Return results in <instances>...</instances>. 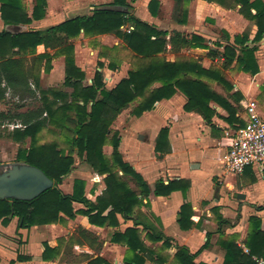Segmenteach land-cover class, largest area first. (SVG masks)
Wrapping results in <instances>:
<instances>
[{"label":"crops","instance_id":"obj_1","mask_svg":"<svg viewBox=\"0 0 264 264\" xmlns=\"http://www.w3.org/2000/svg\"><path fill=\"white\" fill-rule=\"evenodd\" d=\"M21 1L31 17L37 0ZM46 1V15L42 20L34 21L28 27H21L7 26L0 18V32L7 30L16 34L27 30L45 31L70 19L91 16L95 8L110 6L113 3V0ZM151 1L128 0L131 5V10L128 11L131 16L161 31H178L190 38L193 35L200 36L205 40L206 48L183 50L182 57L194 56L193 60L206 70L214 66L221 69L225 80L243 97H226L223 95L226 90L221 84L206 80L205 83L223 96L219 98L227 104H221L212 98L207 104L209 120L199 110L186 111L188 98L181 93H177L170 100L161 101L154 110L145 112L140 117L133 114V106L123 110L111 127L112 135H119V151L124 162L142 176L150 189V194L144 196L137 182L132 177H127L129 187L139 199L132 218L124 219L118 215V226L109 223L96 226L90 223L88 216L77 214L73 219L65 218L63 223L22 228L19 218L14 217L8 225L0 222V264H89L97 258H102L109 264H125L128 246L123 239L114 242V237L117 233L124 234L128 229L135 228L136 224L145 245L153 251L162 247L164 242L155 243L149 237L162 234L165 239L170 240L172 247L167 249L166 253L171 254L172 258L176 247L181 246L196 255L197 264H224L226 250L222 246L223 242L234 241L244 253H248L246 245L252 232L251 220L258 219L261 230L264 231V175L253 168H248L241 175H230L225 168V156L231 147L232 135L250 118V101L256 102L257 111L264 119V38L258 42L256 59L260 72L256 76L238 70L237 62L224 69V47L229 44L227 35L233 44L234 39L244 36V30L250 26V21L240 15L239 7L234 12L235 9L227 10L215 3L194 0L188 6V15L182 14V24H177L173 19L175 24L169 29L164 26L162 8L165 4L171 5L170 0H156L159 3L156 16L149 10ZM196 10L202 21L193 16V11ZM231 16L237 20L235 26V23L228 19ZM129 28L132 27L128 24L123 30L129 31ZM253 29L252 34L248 36L252 46L257 27L254 25ZM72 44L76 66L86 75L85 86L93 84L98 71L104 75L107 90H112L123 79L128 78L132 66L124 58L130 54L120 38L112 34L87 38L82 33L79 38L72 40ZM210 49L218 50L221 57H210ZM44 53L54 55L55 51L39 46L37 54ZM168 54H172L171 58H168ZM180 54L168 52L166 57L174 62ZM112 59L114 69L109 68ZM99 63H103L104 67L100 68ZM39 68L41 70L36 78L38 84L34 78L30 80L35 95L15 97L8 91L0 102V126L11 127L10 141L16 146H20L21 141L31 142L30 138L16 141L13 135L16 130L23 129L20 116L42 107H30L26 103L36 98V93L38 94V89L44 81L55 85L60 80L65 89L46 90L68 95L69 103L74 100L70 97L73 89L65 85L64 57L54 58L52 69L48 73L45 72V64ZM39 68L34 67L35 73ZM260 89H263V93ZM7 99L16 102L15 109L4 108ZM50 101H57L62 105V101L55 97H51ZM48 129L61 133V130L54 127ZM164 129L168 130V134L162 139L160 135ZM158 144L160 151L157 150ZM104 154L111 158L113 147L110 144L104 147ZM185 154L188 158L183 159ZM86 164L81 161L77 163L75 157L74 169L63 179L60 189L66 195H73L75 181L82 180L86 184V199L92 204H97L98 197L104 196L106 192L107 176H101L93 169L87 173L84 168ZM120 175L123 176L122 172ZM174 180L189 182L186 193L176 191L167 197L155 194L157 184L168 185ZM185 203L190 204L193 211V226L187 231L183 230L179 223L180 211ZM74 208L75 211L88 210L82 203H74ZM79 229L92 233L96 237V243H91L93 246H90L78 235ZM74 236L83 243L71 244ZM46 245L60 252L45 260ZM255 259L258 258H254V261ZM146 264L157 263L155 260H148Z\"/></svg>","mask_w":264,"mask_h":264},{"label":"trees","instance_id":"obj_2","mask_svg":"<svg viewBox=\"0 0 264 264\" xmlns=\"http://www.w3.org/2000/svg\"><path fill=\"white\" fill-rule=\"evenodd\" d=\"M173 1V19L177 24H182V14L188 15V6L194 0ZM203 1L215 3L227 10L240 6L239 13L257 27L253 43L256 44L264 38L263 0ZM46 8V0H37L30 17L21 0H0V18L7 26L28 27L34 21L45 17ZM158 9L159 3L152 0L149 10L153 16L157 15ZM128 10H131L128 0H113L110 6L95 8L91 16L70 19L45 31L27 30L16 34L7 30L0 32V102L8 91L19 97L35 95L30 80L34 78L38 84L36 78L37 72L41 70L39 67L45 64V72H50L52 61L57 57L65 58V85L73 89L70 97L74 98L73 102L69 103L68 95L52 90L44 92V95L51 94L55 99L61 100L62 105L44 97L42 107L19 117L23 129L16 130L14 136L19 140L30 138L31 145L29 149L18 153L16 162L40 168L53 180L54 187L32 201L0 199V222L4 225H8L12 218L17 217L22 228H31L63 223L65 218L73 219L77 214H84L89 217L92 225L104 226L109 223L118 226L117 216L131 219L139 203L138 195L131 190L125 178L132 177L141 187L144 196L150 194V189L142 176L124 162L119 151V135L116 133L112 135L111 127L121 112L137 104L132 112L140 117L145 112L154 110L161 101L170 100L177 93H181L188 98L186 111L199 110L209 120L207 104L212 98L221 104H227L219 98L223 96L205 83L206 80L221 84L229 97H243L225 80L223 71L216 66L206 70L193 59L177 57L174 62L167 59L168 52L178 55L183 50L206 48L204 39L197 35L190 38L178 31L171 33L161 31L131 16ZM128 24L132 30L124 31ZM82 33L87 38L112 34L126 44L132 70L128 78L123 79L112 90L106 89L104 75L99 71L92 85H84L86 75L76 66L75 49L72 44V40L79 38ZM227 36L229 44L224 47L223 68H230L237 62L238 70L256 76L260 72L255 55L258 46L250 45L249 37L246 35L236 37L233 44L230 43L229 35ZM39 46L54 50L55 54L38 55ZM209 55L214 59L221 57L219 51L215 49H210ZM31 61L32 66H29ZM36 66L39 69L35 73ZM99 66L103 68L104 64L99 63ZM109 68L114 69L115 65L111 63ZM48 127L61 130L62 134H65L64 139L42 143L39 136ZM167 134L168 130L164 129L160 137L163 139ZM63 141L64 145H61ZM108 144L113 147L111 158L104 154V147ZM63 146H68L67 153ZM157 150H161L160 144ZM75 151L97 174L107 176L106 192L104 196L98 197L97 204H92L86 199V184L82 180L75 181L73 195H66L60 189L63 179L75 166ZM188 188L189 182L174 180L168 185L157 184L155 194L167 197L176 191L186 193ZM74 203L85 204L88 210L75 211ZM106 212L108 213L105 215ZM192 217V206L185 203L179 218L183 230L192 228ZM251 221L252 232L246 245L248 253H244L234 241L223 242L222 246L226 250L224 264H257L254 258L264 259V231L261 230L258 219L254 218ZM135 226L124 234H115L114 237V242L123 239L128 246L125 264H146L148 260H155L157 264H197L196 255L181 246L176 247L171 262L159 254L155 257L157 256L155 251L145 245L141 232L137 229L138 225ZM78 235L90 246H93L91 243H96V237L89 231L79 229ZM149 238L155 243L164 242L165 250L172 247L170 240L165 239L162 234ZM71 240V244L83 243L76 236ZM45 248V260L60 252L47 245ZM89 264L109 263L97 258L91 260Z\"/></svg>","mask_w":264,"mask_h":264},{"label":"rangeland","instance_id":"obj_3","mask_svg":"<svg viewBox=\"0 0 264 264\" xmlns=\"http://www.w3.org/2000/svg\"><path fill=\"white\" fill-rule=\"evenodd\" d=\"M170 3H171V5H163V23H164V26H168L169 27V29H171V26L172 25H174L175 24V22L173 21V9H174V3H173V1L172 0H170ZM221 7V6H220ZM239 7V10H240V6H238ZM238 7H235V8H233V9H230V10H234V12H236V10H238L237 8ZM241 15V14H240ZM193 16H197L198 18H199V14H198V12H197V10H196V12L195 11H193ZM242 16V15H241ZM201 17V16H200ZM228 19L229 20H231L232 21V23H235L234 24V26L237 24V20H235V18L233 17V16H231V17H228ZM198 21H202V19H197ZM249 21V20H248ZM250 26L249 27H247L245 30H244V32H245V34L244 35H246V36H249V35H251L252 34V31L254 30L253 29V26L255 25L253 22H251L250 21V24H249ZM256 26V25H255ZM236 30H238V29H236ZM254 46H258V43H256V44H254ZM171 55L172 54H170V56H169V54L167 55L168 56V58H171ZM184 55V54H183ZM256 55V54H255ZM179 57H181L182 58V53L180 54V56ZM185 58H187V59H194L193 57H191L190 58V56H184ZM125 60H128L129 61V63H131L130 62V60L128 59V57H125L124 58ZM111 62L112 63H114V59H112L111 60ZM29 66H32V61L30 62V64H29ZM132 66V65H131ZM38 67V66H37ZM38 71V70H37ZM37 73H39V72H37ZM58 83H56L55 85H57V86H55V85H51V83H49V82H46V81H44L43 82V84L39 87V89H38V94L36 93V98L35 99H33V101H31V102H29V103H26V104H28L27 106H30V107H32V106H35V107H39V106H41L42 105V102L41 101H43V99H44V97H46V98H48V99H50L51 100V97H54L53 95H51V94H47V95H44V92H47V91H50V90H46V89H48V88H53V89H56V90H63V89H65V87L63 86V83H61L60 82V80H58L57 81ZM260 91L263 93V89H260ZM226 95V97H229V95H228V93H227V91L225 92V93H223V95ZM16 97V96H15ZM19 97V96H18ZM27 97V96H26ZM28 97H30V96H28ZM25 104V105H26ZM6 106L4 107L5 109H11V110H13V109H15V106L17 105L16 104V102L15 101H12L11 99H7V101H6V104H5ZM135 106H137V104L135 105H133V107H135ZM72 119V118H71ZM75 121V120H74ZM10 128L11 127H2V126H0V172H2V171H4V170H6L8 167H10L12 164H14V163H17L16 162V158H17V155H18V153L20 152V151H22V150H24V149H29L30 148V143L29 142H26L25 143V141L24 142H22L21 141V145L20 146H16V145H13L12 143H11V138H10V134L9 133H11L10 132ZM40 139H41V142H43V143H50V142H52V141H62L64 138L63 137H65V134H62V132L60 133V134H58V133H56V132H53V131H50L49 129H45L43 132H41V134H40ZM13 139H15L16 141H19V139H17L14 135H13ZM24 140V139H23ZM61 145H64V141L61 143ZM64 150H66L65 152L67 153L68 151V146H63L62 147ZM72 153V152H71ZM73 154V153H72ZM74 157H76V162L77 163H79L80 161L81 162H84V163H86L85 162V160H83L82 158H80L79 156H78V154H77V151H75V153H74ZM185 158H188L187 156H186V154L184 155V157H183V159H185ZM181 159V158H180ZM180 162H182V160L180 161ZM84 168H85V170H86V172L87 173H89V171H91L90 169H92L90 166H88L87 164L86 165H84ZM73 169H74V167H73ZM72 169V170H73ZM126 179V181H127V183H128V180H127V178H125ZM129 184V183H128ZM164 246H162V247H157L154 251H155V253H156V255L157 256H155V257H158L159 255H162V256H165V259L168 261H172V255L171 254H169V253H166L167 252V250H165V248H163ZM159 254V255H158Z\"/></svg>","mask_w":264,"mask_h":264},{"label":"built area","instance_id":"obj_4","mask_svg":"<svg viewBox=\"0 0 264 264\" xmlns=\"http://www.w3.org/2000/svg\"><path fill=\"white\" fill-rule=\"evenodd\" d=\"M248 109L250 118L232 135V144L225 156V168L230 175H241L248 168L264 175V119L259 115L255 101L248 103ZM255 260L264 264L263 259Z\"/></svg>","mask_w":264,"mask_h":264},{"label":"water","instance_id":"obj_5","mask_svg":"<svg viewBox=\"0 0 264 264\" xmlns=\"http://www.w3.org/2000/svg\"><path fill=\"white\" fill-rule=\"evenodd\" d=\"M53 187V180L32 165L14 163L0 172V199L32 201Z\"/></svg>","mask_w":264,"mask_h":264}]
</instances>
